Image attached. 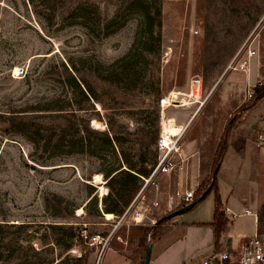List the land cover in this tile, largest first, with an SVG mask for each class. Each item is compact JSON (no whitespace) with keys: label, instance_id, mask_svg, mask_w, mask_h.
Returning a JSON list of instances; mask_svg holds the SVG:
<instances>
[{"label":"rangeland","instance_id":"rangeland-1","mask_svg":"<svg viewBox=\"0 0 264 264\" xmlns=\"http://www.w3.org/2000/svg\"><path fill=\"white\" fill-rule=\"evenodd\" d=\"M246 1L249 4L236 8L231 0H0V121L16 118L15 132L6 133L0 126V264H85L79 258L86 253L88 263L97 264L96 249L84 238H72L64 226L70 224L61 217L67 208L76 216L71 224L81 225V235L107 234L114 228L107 220L114 214L89 217L88 202L91 186L96 185L93 194L102 206L107 187L101 171L117 146L81 131L82 146L80 139H74V128L57 148L45 144V126L55 122L50 116L56 113L53 110L72 112L78 103L86 104L74 78L79 83L83 77L91 80L100 95L114 78L121 79L120 93L133 104L119 110V121L130 132L143 125L142 111L152 109L156 99L160 105L162 98L178 93L188 108L173 103L171 108H180L172 114L184 123L192 114L195 120L188 131L192 129V138H200L205 155L210 154L230 115L252 100L248 89L264 78L251 74L255 57L248 72L229 68L249 45L257 49L263 64L264 0ZM132 77L138 79L136 89L130 84ZM95 108L77 115L105 131L111 110L99 104ZM262 114L264 101L248 119ZM262 133L264 129L257 139ZM72 140L77 141L74 148L69 146ZM239 142L236 138L232 149ZM132 147L138 145L123 144L124 150ZM203 178L206 187L210 176ZM161 180L158 193L153 189L146 193V203L157 194L161 201L154 225L169 214L163 191L167 179ZM173 218L159 226L155 237L149 233L147 243L165 244L172 236ZM133 229L140 234L133 225L117 232L128 241ZM125 250L140 252L143 259L137 240Z\"/></svg>","mask_w":264,"mask_h":264},{"label":"crops","instance_id":"crops-1","mask_svg":"<svg viewBox=\"0 0 264 264\" xmlns=\"http://www.w3.org/2000/svg\"><path fill=\"white\" fill-rule=\"evenodd\" d=\"M258 56L254 58V66L251 69L253 78L264 74V60L261 64ZM263 101L264 97L256 103L252 104L251 100L248 104L238 107L219 132L216 143L214 141L215 146L211 145L210 154L205 155L206 147L203 148L200 138L198 136L192 138V129L190 131L187 129L188 132L186 131L183 137V153L189 160L183 172L160 177V182L163 177L167 179L163 188L164 195L168 196L178 187L198 190L204 188L203 192L210 185L208 182V185L203 187L201 184L203 175L211 177L219 159L216 181L227 225L220 238H217L213 226L217 210L216 193L213 190L193 209L175 216L170 221V227L173 228L172 236L165 244L161 246L154 240L151 242L150 264H201L200 259H204L213 250L237 247L261 229L260 221L264 219V146L259 145L257 133L264 129V114L254 121L249 120L248 115ZM175 108L180 107H172L170 116H174L178 124L185 125L193 118L191 114L185 123L179 121V118L172 114ZM192 120L194 122L195 118ZM227 131L229 134L226 150L218 156L219 145ZM236 138H239L240 142L235 150L232 149V144ZM247 211L252 213L247 214ZM155 214L153 219L157 221ZM139 237L140 234L133 229L128 235V241H125V237L115 238L105 252L101 264H142L140 252L128 254L125 250L127 245L135 244L136 240L139 243Z\"/></svg>","mask_w":264,"mask_h":264},{"label":"trees","instance_id":"trees-1","mask_svg":"<svg viewBox=\"0 0 264 264\" xmlns=\"http://www.w3.org/2000/svg\"><path fill=\"white\" fill-rule=\"evenodd\" d=\"M231 1V3H233L236 8L243 7L244 4H249V1H246L245 3V0ZM155 14L156 19L158 20V25L160 26L161 10L158 9ZM106 27H108V25H106ZM74 68L75 71H78L76 67ZM90 74H92V71H90ZM120 80L121 79L119 78H114L113 82H110L111 87L105 89V92L100 95L94 88L91 80L83 77V79H81L82 83H79L74 78L75 86L88 106L86 107V104L84 105L82 103H78L76 108H74V111L72 112H64V109L62 107L61 109L53 110L56 113H52L50 114V116L55 120V122L49 126H45L46 145L54 143V146L57 148L59 146L60 140L63 139V137H66L67 134L70 133L69 131L74 128L77 132L76 138L74 139H80L82 146L85 142L84 137L82 134H80V132L87 131L100 135L111 147H113V144H115L118 148V150L112 148V161L108 163L104 171H101L103 180L105 182L104 185L107 187L108 193L103 196L102 206L100 207L99 205H97V195L93 194V191H95L98 186H91L92 192L88 205H90L92 208L88 215L89 217L103 218L105 213H113L114 216H120L139 192L143 183L142 177L149 176L153 166L157 162L158 153L155 148V144L160 134L159 98L157 97L158 99H156V103L154 102L155 104L152 109H147L149 110L147 112L142 111L146 114L143 125L139 126L134 132H130L127 129L126 125L119 121V110L126 108V106H132L131 104H133L132 102L130 103L129 97L126 94L123 95L122 93H120ZM130 84L133 89H136L138 87V79L132 77L130 80ZM263 97L264 86H256L255 94L251 98L252 104L256 103ZM96 104L101 105V108L105 110H111L109 120L107 121V129L105 131H98L92 128L90 125V120L79 117L77 115V111L88 110L89 107L95 110ZM14 119L16 118L10 116L5 120L0 121V126H2L1 130L9 134L15 132ZM71 134L72 136L75 135L73 134V132ZM228 134L229 131H227L225 137L219 145V149L217 152L218 156L222 155L226 150V140ZM128 141L136 143V145H138V148L132 147L131 149L133 151L131 149V151L124 150L123 144ZM76 142V140H72L71 142H69L70 148H74ZM77 145H79V142ZM218 162L219 159H217L214 173L210 177V185L205 188L201 197H197V203L191 209H193L199 202L204 200L206 196L214 190L216 193L217 210L215 213V221L213 223V226L216 237L220 238L227 225V219L222 213V202L216 181L218 172L216 170V167ZM203 189L204 188H200L198 193H200ZM63 212L64 213L61 214V217L64 218L66 222H70V224L64 225L68 226V229H70V236L72 238L78 236L79 238H81V240H83V237L81 235L82 229L80 230L81 225H77V227H75L76 225L71 224L73 222V219L76 218L74 212H70L68 208ZM167 216L161 219L156 226H138L141 231L139 237V246L144 252L142 264L144 263L146 248L149 244V242L147 243V235L149 233H152L153 237H155L157 234L154 232L158 230L159 226L162 225L165 221L171 220V218H167ZM88 257L89 253H86L79 259L84 261L85 264H89Z\"/></svg>","mask_w":264,"mask_h":264},{"label":"built area","instance_id":"built-area-1","mask_svg":"<svg viewBox=\"0 0 264 264\" xmlns=\"http://www.w3.org/2000/svg\"><path fill=\"white\" fill-rule=\"evenodd\" d=\"M242 55L238 60L233 61L230 65V69L233 70H243L247 71L249 69L251 59L256 57L258 51L256 48H253L252 45H249L248 48H245ZM200 83V81H196ZM256 86H264V78L257 80L253 88H249L247 91V96L251 99L255 94ZM173 103H179V106H183L182 102L178 100V95L172 97L170 96L162 98L160 101L161 106V128L160 134L155 144V148L158 153L157 162L153 166L152 171L149 176L142 177L143 183L142 186L124 210L120 216H113L108 221L113 223V230L107 234L104 233H94L89 234L84 232L83 238L86 242L94 247L97 251V264H101L102 258L110 247L112 241L115 238L121 239L118 235L117 230L126 226H143L155 224L156 221L153 219V215L157 209L161 206V201L159 195L152 200L150 203H146V193L148 190L153 189L157 193L161 189L160 177L162 175H174L179 174L184 171L187 162L189 160L183 153V143L182 139L185 132L189 128L191 121H188L183 126L179 132L171 133L164 132L162 130L165 123H169L170 119L166 115V109L173 105ZM258 143L261 146H264V133L259 135ZM197 188L182 189L176 188L173 192L169 193L167 196V211L170 213L178 208L187 206L197 200V197H201L202 193H198ZM107 194L108 189L105 191ZM251 211H247V214H251ZM261 229L240 243L237 247H230L224 249H215L208 256L202 259L201 264H264V219L260 221Z\"/></svg>","mask_w":264,"mask_h":264},{"label":"water","instance_id":"water-1","mask_svg":"<svg viewBox=\"0 0 264 264\" xmlns=\"http://www.w3.org/2000/svg\"><path fill=\"white\" fill-rule=\"evenodd\" d=\"M197 203V200L194 201L193 203L187 205V206H184L172 213H170L167 218H173L175 216H178L182 213H185L187 212L188 210H190L195 204ZM158 224V222H157ZM151 256H152V243H149L147 245V248H146V254H145V259H144V263L143 264H150V261H151Z\"/></svg>","mask_w":264,"mask_h":264},{"label":"bare ground","instance_id":"bare-ground-1","mask_svg":"<svg viewBox=\"0 0 264 264\" xmlns=\"http://www.w3.org/2000/svg\"><path fill=\"white\" fill-rule=\"evenodd\" d=\"M201 93V89L199 90V92H198V94H200ZM181 94V93H180ZM176 95H178V93H176V92H173V97H175ZM180 102H182V105H185V102L184 101H180ZM172 106V105H171ZM169 119H170V122L169 123H165L164 125H163V128H162V130L164 131V132H171V133H176V132H179L181 129H183V126L181 125V124H178L174 119H173V117H169ZM96 126L98 125V122H95L94 123ZM101 125V124H100ZM98 127H99V125H98ZM102 190H104V188L102 189Z\"/></svg>","mask_w":264,"mask_h":264}]
</instances>
